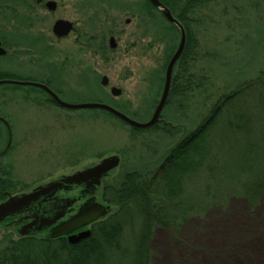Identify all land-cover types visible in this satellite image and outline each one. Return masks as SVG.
<instances>
[{
	"label": "rangeland",
	"instance_id": "374dc122",
	"mask_svg": "<svg viewBox=\"0 0 264 264\" xmlns=\"http://www.w3.org/2000/svg\"><path fill=\"white\" fill-rule=\"evenodd\" d=\"M56 1L54 12L42 6L0 10V38L7 49L0 56V80H47L63 101L106 103L139 121L147 120L178 31L156 11L150 13L148 0ZM57 18L73 21L75 30L57 38L51 31ZM188 23L193 41L199 43L193 71L202 86L163 111L164 120L177 125V133L132 132L101 109L63 108L36 85L0 83V181H10L1 194L6 198L27 192L117 155L118 166L102 178L95 196L110 206L111 214L118 212V206L102 198L103 190L109 194V187L120 183L117 177L125 170L142 173L144 179L151 176L174 143L202 121L219 96L239 85L242 89L244 81L264 69V0H211L191 13ZM109 36L114 38L113 48L108 45ZM102 76L107 77L106 85L101 83ZM111 86L120 89V94L112 95ZM233 108L223 109L215 124L222 123ZM3 121L10 128L9 143ZM216 141L208 146V157L219 160V170L225 168L224 162L233 166L232 140ZM204 168L197 167L192 177L184 176L185 195L205 193V184L214 189L219 179L223 186L228 182V177L215 174L206 178ZM234 173L239 175L234 193L219 195L220 200L210 202L198 215L191 213L178 229L152 231L148 264H264V189L257 202L250 203L241 193L246 173ZM162 178L158 181L165 183ZM172 197L180 198L179 194ZM15 238L13 231L0 224V248Z\"/></svg>",
	"mask_w": 264,
	"mask_h": 264
},
{
	"label": "trees",
	"instance_id": "16d2710c",
	"mask_svg": "<svg viewBox=\"0 0 264 264\" xmlns=\"http://www.w3.org/2000/svg\"><path fill=\"white\" fill-rule=\"evenodd\" d=\"M160 1L174 18L182 22L186 32L185 45L175 63L169 94L161 113L163 117L167 106L173 105L178 98H185L202 86V79L193 71L197 60L194 53L199 43L191 37L188 20L191 13L199 12L203 5L211 0ZM148 5L151 14L152 10L156 11L160 19L177 30L149 2ZM244 82L242 89L239 85L228 95L219 96L202 121L174 143L151 176L144 179L142 173L125 170L117 177V182L120 183L109 187V194L107 189L103 190L102 198L113 202L119 211L111 214L109 206L104 217L91 223L90 234L86 238L69 243L64 236L50 238L38 233L19 235L14 223H0L13 231L17 237L8 240L7 244L0 248V264H148V244L152 231L157 227L178 229L191 213L198 215L211 204L210 202L220 200L219 195L226 197L227 194L234 193L238 188L236 179L239 176L234 175V170L236 173H246L247 180L240 184L241 193L250 203H256L264 189V69L255 78ZM226 107L234 108L224 123L215 124L217 117L222 116ZM122 111L134 117L127 111ZM166 121L172 124L171 120ZM176 126L157 122L149 128H130L132 132L160 129L173 134L177 133ZM212 127L214 136L210 144L209 134ZM228 139L232 140L230 147L236 151L232 156L235 163L232 166L230 161V164L224 162L225 165L222 166L225 168L219 170L217 168L221 163L216 157H208V146L215 144L216 140L223 143ZM170 166L174 168L171 169ZM200 166L205 167L203 172L207 175L206 178L209 179L215 174L220 175L217 178L228 177V182L225 181L223 186L219 179L216 187L211 188L213 191L205 184V193L185 195L181 187L182 179L190 174L192 177ZM169 173L173 175L171 178L167 177ZM162 176L165 183L158 181ZM9 186L10 181L6 178L0 181V194ZM178 194L180 198L172 197ZM4 198L2 193L0 199Z\"/></svg>",
	"mask_w": 264,
	"mask_h": 264
},
{
	"label": "water",
	"instance_id": "95a60500",
	"mask_svg": "<svg viewBox=\"0 0 264 264\" xmlns=\"http://www.w3.org/2000/svg\"><path fill=\"white\" fill-rule=\"evenodd\" d=\"M149 3L157 8L161 14L164 16L166 21L173 24L177 27L179 32V39L177 46L170 56L169 60L166 63L164 69V77H163V85L161 94L159 99L150 115V117L146 121H138L127 114L121 112L115 107L101 102H85V103H70L63 101L58 97L56 93H54L46 84L38 83V82H17L10 79H2L0 83H26L36 85L41 87L44 91H46L52 99L61 107L68 109H79V108H94V109H102L105 110L124 123L135 127V128H149L150 126L156 124L161 121L164 124V120L159 118L162 108L165 104L166 98L169 93L171 75L173 67L175 63L179 59L185 44V30L182 24L172 16L170 10L164 6L159 0H148ZM72 29V22L65 19H57L53 24V33L57 37L65 36ZM110 47L115 46V41L113 37L109 38ZM4 50L0 48V54H2ZM101 83L106 85L108 83L107 77L102 76ZM110 92L112 95H118L120 93V89L117 87H110ZM172 126L171 123H167ZM185 135V134H184ZM183 135V136H184ZM182 138V136H180ZM179 138V140H180ZM178 140V141H179ZM119 157L117 155H110L108 157L102 158L99 162L92 164L82 170H79L71 175H67L62 177L58 181H51L46 184L38 185L30 192L10 195L8 198L2 202H0V222H2L5 218L10 217L14 214H18L22 211H26L30 206L34 204H40L42 206L44 203L49 202L50 200H46V198H50L52 194H54L57 190L62 187H66L67 184H82V183H93L95 185L100 184V180L102 177L108 174L111 170L116 168L119 164ZM46 200V201H45ZM73 201L67 202V204L63 205H53L49 204L43 207L41 210L33 213L31 215L32 220L18 229V234L24 235L29 233H36L41 229L48 228V233L46 234L50 238H55L61 235H68L67 240L71 243H75L85 237H87L90 231L83 230L78 233H73L75 230L82 228L83 226L93 222L100 217L104 216L109 209L108 205H104L95 199V196L86 200L83 204L80 205L78 210L68 217L65 220L58 221L64 214V207L72 204ZM69 211V210H68ZM56 221H58L56 223ZM56 223V224H55ZM54 224V225H53Z\"/></svg>",
	"mask_w": 264,
	"mask_h": 264
},
{
	"label": "flooded vegetation",
	"instance_id": "af4514ba",
	"mask_svg": "<svg viewBox=\"0 0 264 264\" xmlns=\"http://www.w3.org/2000/svg\"><path fill=\"white\" fill-rule=\"evenodd\" d=\"M5 6H11L13 11L17 10V9H19V10L20 9H26V8L31 9L32 6L33 7L34 6H42L48 12H54L57 8V1L56 0H0V10L5 8ZM57 19H65V18H57ZM65 20H69V19H65ZM54 21L51 25L52 33H53L52 29H53ZM72 23H73V30H72V32H73L75 30V23L73 21H72ZM16 24L18 25L17 22H16ZM0 28H3V27H0ZM109 37H108V45H109ZM0 48H2L5 51L4 52V54H5L7 49L4 45L3 37L0 38ZM4 54H0V56H3ZM5 78H10V77H5ZM1 79H4V78H1ZM28 80L29 79H26V81H28ZM38 83L46 84L48 86L47 80H43L42 82L39 81ZM52 91L54 93H56L54 90H52ZM44 92L46 93V95L48 96L49 99L50 98L52 99V97L46 91H44ZM5 125H6V129H7V135H9V126L7 123H5ZM7 142H8V139H7ZM95 188L97 189L98 187L94 186V184L91 182L90 183L89 182L88 183H82V184H67L66 187H62L61 189L57 190L54 194H52V196L50 198H48V199L46 198V200H50V203L53 205H57V204L63 205V204H67V202L73 201L71 205L64 207L65 214L63 215L62 219H60V220H64V219H67L69 216H71L74 212H76V210H78V207L83 202H85L86 200H88L90 197H92L95 194V191H96ZM47 203H49V202H47ZM47 203H44L42 206H40V204L39 205L34 204V205L30 206L26 211H23L19 216V219H21V218L22 219L20 220L18 227H20L22 224L30 221L31 215L33 213L41 210L43 207L47 206L48 205ZM60 220H58V221H60ZM58 221H56V222H58ZM85 228L86 227H84L82 229H85ZM82 229H80V230H82ZM47 230H42L40 232L43 235V234H46Z\"/></svg>",
	"mask_w": 264,
	"mask_h": 264
},
{
	"label": "bare ground",
	"instance_id": "6f19581e",
	"mask_svg": "<svg viewBox=\"0 0 264 264\" xmlns=\"http://www.w3.org/2000/svg\"><path fill=\"white\" fill-rule=\"evenodd\" d=\"M160 1V0H159ZM149 2V1H148ZM161 2V1H160ZM150 4V3H149ZM151 5V4H150ZM152 6V5H151ZM165 6V5H164ZM155 8V7H154ZM157 9V8H156ZM158 10V9H157ZM159 11V10H158ZM160 12V11H159ZM161 13V12H160ZM68 21H70V20H68ZM72 22V21H71ZM177 28V27H176ZM72 30H73V23H72V29L68 32V34H66L65 36H61V37H58V38H62V37H66L67 35H69L71 32H72ZM185 30V29H184ZM177 31H178V29H177ZM56 36V35H55ZM178 37H179V32H178ZM186 41V40H185ZM5 52V51H4ZM4 52L2 53V54H4ZM172 55V53L170 54V56ZM169 56V57H170ZM169 59V58H168ZM168 61V60H167ZM173 69H174V67H173ZM172 73H173V70H172ZM163 77H164V71H163ZM171 77H172V75H171ZM2 80V79H1ZM22 82V81H21ZM23 82H28V81H23ZM170 84H171V82H170ZM162 85H163V78H162ZM162 85H161V90H162ZM50 88V87H49ZM170 89V88H169ZM161 90H160V93H159V96H160V94H161ZM120 94V93H119ZM169 94V93H168ZM159 96H158V99H159ZM48 97V96H47ZM168 97V96H167ZM158 99H157V101H158ZM50 100L53 102V100L50 98ZM166 100H167V98H166ZM157 101H156V103H157ZM54 103H56V102H54ZM156 103H155V105H156ZM165 103H166V101H165ZM57 104V103H56ZM58 105V104H57ZM110 105V104H109ZM112 106V105H111ZM164 106H165V104H164ZM163 106V107H164ZM114 107V106H113ZM155 107V106H154ZM68 109V108H67ZM117 109V108H116ZM154 109V108H153ZM102 110V109H101ZM119 110V109H118ZM162 110H163V108H162ZM103 111H105V110H103ZM121 111V110H120ZM153 111V110H152ZM105 112H107V111H105ZM122 112V111H121ZM109 113V112H108ZM124 113V112H123ZM152 113V112H151ZM151 113H150V115H151ZM161 113H162V111H161ZM161 113H160V116H159V118L161 119V120H164V118L161 116ZM111 114V113H110ZM112 115V114H111ZM150 115H149V117H150ZM113 117H115L114 115H112ZM129 116V115H128ZM116 119H118L117 117H115ZM132 118V117H131ZM133 119H135V118H133ZM118 120H120V119H118ZM135 120H138V119H135ZM121 121V120H120ZM139 121V120H138ZM146 121V120H145ZM165 122H166V120H164ZM123 122V121H122ZM159 122H161V121H159ZM124 123V122H123ZM161 123H163V122H161ZM124 124H126V123H124ZM126 125H128V124H126ZM128 126H130V125H128ZM132 127V126H131ZM135 128V127H134ZM139 129H144V128H139ZM9 136H10V128H9V135H7V139H8V143H9ZM62 219V218H61ZM11 223H14V227H15V229L17 230V228H18V225H19V222L16 220V214H14V215H12V216H10V220L8 221V224H11ZM38 234H41V232H38ZM90 234V233H89ZM20 235V234H19ZM63 236V235H62ZM64 237H66V239H67V236L65 235ZM68 241V240H67ZM259 245V244H258Z\"/></svg>",
	"mask_w": 264,
	"mask_h": 264
}]
</instances>
